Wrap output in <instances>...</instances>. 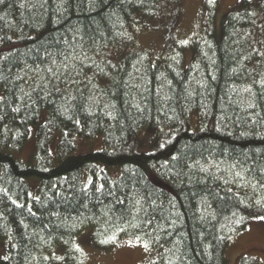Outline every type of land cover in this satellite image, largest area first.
<instances>
[{
  "label": "trees",
  "instance_id": "trees-1",
  "mask_svg": "<svg viewBox=\"0 0 264 264\" xmlns=\"http://www.w3.org/2000/svg\"><path fill=\"white\" fill-rule=\"evenodd\" d=\"M183 1L0 3V264H84L85 233L104 249L137 240L160 264H229L231 235L264 217V0H240L221 40L209 24L189 65L155 62L135 29ZM144 131L159 133L153 151ZM98 136L102 151L77 155V137Z\"/></svg>",
  "mask_w": 264,
  "mask_h": 264
},
{
  "label": "rangeland",
  "instance_id": "rangeland-1",
  "mask_svg": "<svg viewBox=\"0 0 264 264\" xmlns=\"http://www.w3.org/2000/svg\"><path fill=\"white\" fill-rule=\"evenodd\" d=\"M240 0H184L181 15L170 14L161 21L138 25L134 36L139 48L148 51L155 62L167 61L178 52H184L187 65L191 63L192 42L203 41L213 24L216 29L217 39L221 40L223 27L228 14L238 6ZM47 118V112L43 113L40 124ZM200 119L194 114L191 120V130L198 131ZM159 136L158 132L144 131L140 134L143 141L139 151L150 152L155 149L153 143ZM37 126L32 127V133L26 147L16 157L21 161H31L37 149ZM60 135L50 145V151L55 154ZM78 150L77 155L89 154L102 151L105 147L102 136L94 140L76 138ZM110 171L117 176L118 168ZM31 197L38 198L40 181L36 178L29 179ZM167 187V186H166ZM244 229L234 231L231 242L227 249L229 264H239L243 256L258 259L264 264V219L258 216H250ZM77 247L85 255L84 264H160L158 254L146 244L133 239H121L114 242L110 249H104L93 242L89 233H85L76 241ZM9 243L0 240V262L8 257ZM62 250L59 251L61 254Z\"/></svg>",
  "mask_w": 264,
  "mask_h": 264
},
{
  "label": "snow or ice",
  "instance_id": "snow-or-ice-1",
  "mask_svg": "<svg viewBox=\"0 0 264 264\" xmlns=\"http://www.w3.org/2000/svg\"><path fill=\"white\" fill-rule=\"evenodd\" d=\"M3 2V0H0V3H2ZM262 219H264V217H261Z\"/></svg>",
  "mask_w": 264,
  "mask_h": 264
}]
</instances>
